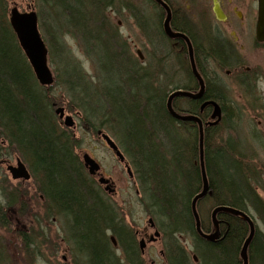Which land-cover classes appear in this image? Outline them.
<instances>
[{
  "label": "trees",
  "instance_id": "16d2710c",
  "mask_svg": "<svg viewBox=\"0 0 264 264\" xmlns=\"http://www.w3.org/2000/svg\"><path fill=\"white\" fill-rule=\"evenodd\" d=\"M49 2L54 15L40 14V27L51 60L57 55L55 61L57 59L61 67V74L55 79L67 92L71 109L75 107L83 113L87 122L100 120V125L108 124L114 131L133 165L142 199L174 249L168 251L169 264H194L178 235L196 239L199 264H242L238 257L241 230H235L224 243L212 244L195 229L191 201L203 186L195 139L199 137L198 127L174 119L160 92L150 85L153 76H146V71L139 67H129L130 59L121 53L124 48L108 19L107 10L113 2L38 0L39 10ZM57 9L62 12L57 14ZM66 34H71L86 53L95 67L97 82L85 75L63 43ZM68 68L75 73L68 76ZM65 78L71 83L67 84ZM103 86L104 97L101 98L97 89ZM53 103L54 96L36 80L11 28L6 6L0 0V139L29 167L43 207H52L51 215L45 213V220L60 216L66 237L74 240L85 263L118 264L109 251L105 229L118 230L125 240L129 236L115 223L111 205L80 163L76 154L78 142L58 124ZM180 125L184 130L180 132L185 134L182 139L178 137L177 126ZM91 127L96 129L92 123ZM116 129H120V134ZM219 145L211 148L205 137L210 184L219 192L215 205L239 206L243 198L256 205L257 198L242 174L244 167L236 160L234 148ZM14 190L0 182V227L8 234L16 232L22 238L33 237L31 233L24 235L14 231L9 225L7 211L17 200ZM225 193L230 196L226 197ZM206 199L199 202L200 207ZM201 221L203 232H207L208 220ZM258 238L255 237L252 244V264H264V240ZM3 254L0 246L1 261L6 262ZM133 261L137 264L135 258ZM21 263L31 264L32 260L24 258Z\"/></svg>",
  "mask_w": 264,
  "mask_h": 264
},
{
  "label": "flooded vegetation",
  "instance_id": "af4514ba",
  "mask_svg": "<svg viewBox=\"0 0 264 264\" xmlns=\"http://www.w3.org/2000/svg\"><path fill=\"white\" fill-rule=\"evenodd\" d=\"M34 1L31 0L32 3L27 4L25 10H28L29 5L35 9ZM111 1L115 6L120 4L126 9L143 7L140 12L137 9V14L129 13L130 16L126 14V18H135L137 21L141 18L143 20L142 49H139L135 44L132 33H129L128 39L130 44H134L133 49H135L132 50L129 43L124 41L125 45H123L124 49L121 53L131 60L128 64L134 62L140 69L148 71L146 76H153L150 85L154 91L160 92V96L165 102H168L173 94L178 93L172 100L174 111L184 117L195 116L200 119L204 128V139L207 137L211 148L216 147L217 143L221 147L228 144L229 147L234 148L236 160L244 167L242 174L253 195L259 200L256 177L260 175L257 167L261 161L256 148L261 147V142L264 144V31L263 33L258 31L259 0ZM13 3L18 7L16 2ZM121 11L123 9H112L115 14ZM125 11L127 13V10ZM118 32L116 31V34H119ZM45 88L49 91L51 87ZM215 104L219 106L220 116L213 118ZM53 106L56 107L57 104L53 103ZM54 113L56 112L54 111ZM64 115L70 116L74 120V116L65 109ZM236 118L239 119L238 123L235 121ZM176 120L183 123H194L199 131L197 122ZM62 121L63 119L58 117L59 125ZM245 122L249 125L246 132L244 127H241ZM236 127L245 132L247 136H244L243 139L238 138ZM61 128L64 127L61 126ZM99 132L100 130L97 131V133ZM195 139L197 140L196 136ZM246 147L248 150L244 152L243 149ZM122 154L124 161L117 159L124 165L126 171L127 166L131 168L133 176L132 178L129 176V179L134 187L135 197L140 205H144L133 165L124 152ZM207 176L210 189L205 197L212 200V208L209 210V219H207L208 231L204 232L212 236V239L207 241L212 244L224 243L235 233V230H241L239 251H237L243 264L241 252L250 236V222L252 221L254 235L247 250L248 264H252L253 241L258 236L264 240L259 229L258 219L256 217L254 219L251 215L250 206L245 198L242 199L239 206H234L233 203L215 205V197L219 195V192L211 186L208 171ZM89 177L93 181L96 180L100 193L105 200L108 199L110 201H107L111 203L113 197L117 195L114 181L104 176L102 168L100 174H89ZM102 178L108 182L101 183ZM109 190H112L113 193L109 194ZM109 195L113 197H109ZM225 196L229 197L230 195L225 193ZM249 204L253 206L252 202ZM222 206L244 214L249 221L242 215L230 212H219L214 217V210ZM260 208L264 211V206ZM112 210L114 212L113 207ZM198 210L200 212L199 206ZM52 211V207H45L43 212L50 214ZM52 217L50 216V218ZM52 222H55V218ZM30 225L35 228L45 225L47 230L43 234L51 235L53 233L52 225L48 222ZM108 230L111 236L107 237L104 232L105 240L118 264H134V258L137 264H148L149 262L156 264V255L160 256V261L164 264L170 263L168 251L174 249L170 247V242L164 238L163 231L157 221L154 224L147 223L142 228L133 227L128 230L122 227V230L129 236L126 240L121 238L118 230ZM28 241L29 239L20 238L13 245L14 248L11 246L12 251H15L16 254L22 252L23 243L26 244L24 256L27 254V257L25 259L39 260L43 258L42 254L44 253L47 260H51L53 263L57 262L60 257L57 246H63L66 242L76 260H81L82 257L71 238H62L58 244H52L53 241L47 236L42 241L43 246L40 247L28 243ZM179 241H181L180 237ZM191 241V244L196 248V239L193 237ZM157 245H160V248H157ZM151 248L153 252L148 254V250ZM61 259L67 263L68 255H62ZM150 259L151 261H149ZM193 262L195 263L194 260Z\"/></svg>",
  "mask_w": 264,
  "mask_h": 264
},
{
  "label": "rangeland",
  "instance_id": "374dc122",
  "mask_svg": "<svg viewBox=\"0 0 264 264\" xmlns=\"http://www.w3.org/2000/svg\"><path fill=\"white\" fill-rule=\"evenodd\" d=\"M2 1L4 2L6 6L8 20H9V14L14 7L13 2H16L18 4L19 10L21 12H24L27 4L32 3L31 0H2ZM33 3L35 4V10L37 11L38 16H39V22L41 21L40 14H44V17H47V15L49 14H51L52 16L54 15V13L51 11L53 7L52 3L49 2V5L47 6L42 5L40 10L38 7V0H35ZM112 9L114 10L123 9V11H121L118 14H115L112 12ZM137 9L140 12V9L143 10V7L138 6V8L136 7L134 9L132 8L126 9L125 6H121L120 4H118L116 6L112 5L111 8L107 10V14L109 16L108 19L111 21L113 29L117 32L119 31L118 32L119 34H116L119 43H122V46L125 45L126 41L129 43L128 35L129 33H132V38H135V42H136L135 44L138 45L139 49L140 48L142 49L141 45L143 41V37H142L143 20L141 18L138 21L135 18H126V14L127 16H130L129 13L137 14ZM125 10H127V13ZM61 12L62 10L57 9V14ZM40 31L44 37V31L42 30V27H40ZM62 41L65 45L69 47L71 53L75 56V59L79 62L81 70L85 73V75L88 78L93 79V81L95 80L97 82V78L95 77L96 76L95 67L92 65V63H90L88 57L86 56V53L83 51V49L79 47V43L75 40V38L71 34H66ZM139 42H140V45H139ZM129 46L132 48V50L135 49V48L133 49L134 44L132 45L129 43ZM50 50H52L53 52V49L50 48ZM55 57H57V55H55ZM55 57H54V61H52L50 58V54H49L48 63L53 73V76L57 79V75L61 74L60 73L61 67H60L58 60L56 59L55 61ZM65 67H68L67 63H65ZM70 73H75V71H72L70 68H68L67 75L69 76ZM56 81H57V84L54 83L53 86H51L49 90V94L51 96H54L55 103L57 104V106L54 107L55 112L58 109L63 108L68 113H71L74 116V124L76 126L74 129H69L67 126H65L64 120L61 122L60 125L64 127L65 129H67L69 132H71L74 136L73 139H75L76 142H78L76 143V145L78 146L76 150V154L78 156V159L80 160V163H83L84 165L83 155L85 153H88L99 165H101L104 176L111 179L116 184L117 195L115 197L109 195V197H113V200L111 201V203L110 202L109 203L111 205L112 204L114 205V206L112 205V207L114 209L115 223L123 227L124 229L127 228L128 230L129 228L132 229L133 227L142 228L147 223L154 224V222L156 221H155V218L151 215V211L149 210L148 205H146L145 202H143L144 205H140L138 203V200L135 197L134 187L129 179V175L127 174L126 168L124 167L122 163L119 162V160L114 155V153L111 151V149L106 145V143L103 140V137L97 133V131L100 130V131H103V133L110 135L112 139H114L115 142L119 145L122 152H124L123 147L121 146L120 142L116 138V135H114V131L107 126L108 124L105 126L100 125L99 124L100 120L91 119V122L89 121L87 122L83 113L79 112L75 107L71 109L70 107L71 102L68 99L67 92H65L63 86H61L62 84L60 83L59 85L58 80ZM65 81L67 82V84L71 83V81L67 78H65ZM102 81H103V78H102ZM236 109L238 110L239 108L237 107ZM55 116L57 117V121H58L59 115L56 114ZM235 121L238 123L239 119L236 118ZM59 123L60 122H58V124ZM91 123L94 124L96 129H93L91 127ZM241 127L242 128L244 127V130L246 132L247 131L246 128H248L249 125L248 123L245 122L243 123V126ZM236 129L238 132L237 133L238 138L243 139L245 138L244 136H247V134H245V132H242L240 128L236 127ZM115 132L120 134V129H116ZM260 144H261V147L256 148V150L258 151L260 155V161H261L260 163L261 165L259 164L257 167L258 171L260 172V175L256 177L258 181V183L256 184L257 185L256 189L258 191L257 196L259 200H257L256 205L252 204L253 206H251L249 203L248 205L250 206L249 209L252 212L251 215L254 217V219L255 217L258 219L257 221L259 224V229L264 237V211H262L260 208L261 206H264V144H262V142ZM243 150L244 152L245 151L247 152L248 149L246 147ZM0 155H1L0 156V182H5L7 183L8 187L11 186L13 189H16L14 190V193L16 194L17 200L7 211L8 218L10 221L9 225L14 228V231L17 230L18 233H24V235H29L31 233L33 237H29L26 239H29L28 243L30 244L33 243L34 246H38V247L43 246L42 241L47 236L48 238H50V240L53 241L52 244L54 243L58 244V242H60L62 238L64 239L66 238V235L63 229V221L61 220L60 216L54 217L55 222H52L53 219L52 220L50 219L49 221L45 220V212H43L45 207H43L41 203L43 202V200L39 199V194L37 192V186L34 180H32V174H31L29 167L27 166L26 163L23 162L20 155L16 154V152H14L12 149H10L7 146V143H5V141L2 138L0 139ZM18 159L21 160V162L26 166L29 174L31 175V179L28 180L27 182L23 179L22 180L12 179V175L7 169L8 166H16ZM86 169H87V174L89 176L90 171L88 168ZM94 182L98 186L96 180H94ZM108 192L109 194L113 193L110 191ZM141 195L143 197L142 190H141ZM0 201H1V197H0ZM198 205L199 204H197V207ZM211 205H212L211 198H207L202 203V207L199 206L200 212L197 209L198 214L202 219H209L208 213H209V210H211L212 208ZM40 222L50 223L53 228V231H52L53 233L51 235L43 234V232L45 233V231L47 230L45 225H43L42 227H37V228L32 227V225H30L32 223H40ZM251 224L253 225L252 221H251ZM105 234L107 237L110 238L111 234L108 229H105ZM179 237H180V240H181L180 242L182 246L186 249L188 257L192 259L194 254L197 255V252H196L197 248H195L194 245L191 244L192 242L191 238L178 235V239ZM20 238L22 237H19L16 234V232L12 234L11 233L8 234L0 227V246L4 253L3 255H5L4 259H6V262L5 261L2 262L1 257H0V264L1 263L2 264H22L21 260H24V258L27 257V254L24 256V253H25L24 246H22V252H20L19 254H16L15 251H12V248L15 247L13 245H15L17 243V240H19ZM24 238L25 237H23V239ZM11 246L13 247L11 248ZM156 247L160 248V245H157ZM57 248L59 249L58 252L60 255V257H58L57 262L54 261L52 263L51 260H47V258L45 257V254L43 253L42 259H39L36 261L35 259H32L31 264H86L85 263L86 259L84 257H81V260L75 259L76 257H74V254L72 253L71 248L66 242H64L63 246L60 245V246H57ZM152 248L148 250V254L149 252L150 253L153 252ZM7 255H9L10 257L7 258ZM62 255H68L67 263H64L63 260L61 259ZM75 255L77 256V253H75ZM118 255L120 257V254ZM38 257H41V256H38ZM155 258H156V264H164L163 262L160 261L159 255H156ZM197 259H198L197 264H199L200 263L199 257ZM149 261H151V259ZM148 264H150V262Z\"/></svg>",
  "mask_w": 264,
  "mask_h": 264
},
{
  "label": "water",
  "instance_id": "95a60500",
  "mask_svg": "<svg viewBox=\"0 0 264 264\" xmlns=\"http://www.w3.org/2000/svg\"><path fill=\"white\" fill-rule=\"evenodd\" d=\"M28 10L24 13H21L17 7H14L10 12V24L11 27L17 37V40L19 42V45L24 52L26 58L28 59V62L32 68V70L35 73V76L38 80V82L44 86H50L54 82V77L49 69L48 66V50L47 47L42 39L41 33L38 28V16L34 10V8H31V6H28ZM218 16L220 17L219 13ZM258 31L259 33H263L264 31V0H259V25H258ZM260 36V35H259ZM195 69V68H194ZM178 93L173 94L169 101L167 108L170 112V114L175 119H180L184 121H194L197 122L199 125V133H200V165H201V171H202V178H203V189L202 192L197 194L195 198L192 201V213L195 219L196 228L198 232L203 235L204 238L211 240L212 236L210 235H204L201 230V221L200 217L197 211V203L200 199L204 198L210 189L209 181L207 178V171L205 168V161H204V154H203V138H204V128L202 125V122L200 119L194 116H188L184 117L179 115L177 112L174 111L172 107V100L175 96H177ZM180 94V93H179ZM216 105V104H215ZM219 106H215V114L213 115V118L216 116H220L219 113ZM56 114L59 115L60 119H64V124L68 128L74 127V121L73 118L70 116L64 117V109L60 108L56 111ZM99 134L103 137L107 145L113 150L115 155L121 160L124 161V156L118 149L117 145L106 135L99 132ZM84 163L85 166L89 169L90 174L94 175L97 172L100 171V165L89 155L84 156ZM8 171L12 175V179L14 180H25L28 181L31 178V175L29 174L26 166L21 162V160L17 161L16 166H8ZM127 172L132 177L131 169L128 167ZM101 183H107L108 181L104 178L101 179ZM112 192V190H109ZM219 212H230L232 214L236 215H242L245 217L246 220L249 221L247 216L244 214H241L237 211H234L227 207H219L214 210L213 216L215 217L217 213ZM251 223V222H250ZM157 235L159 233H156ZM254 235V227L251 224V233L248 239L246 240L241 256L243 259V264H248V256H247V250L248 246L253 238ZM194 260L197 262L198 259L195 256Z\"/></svg>",
  "mask_w": 264,
  "mask_h": 264
},
{
  "label": "bare ground",
  "instance_id": "6f19581e",
  "mask_svg": "<svg viewBox=\"0 0 264 264\" xmlns=\"http://www.w3.org/2000/svg\"><path fill=\"white\" fill-rule=\"evenodd\" d=\"M9 20H10V16H9ZM71 33H75L73 30H71ZM131 61V60H130ZM129 65V67L130 68H132L133 66H136V67H138L134 62H131V64H128ZM148 71H146V73H147ZM100 89V90H99ZM104 86L103 87H100V88H98L97 90V92H98V95L99 96H101V98L102 97H104ZM165 105H166V107H167V105H168V102H165ZM167 110H168V108H167ZM169 111V110H168ZM170 113V112H169ZM172 116V115H171ZM173 117V116H172ZM195 117V116H194ZM175 119V118H174ZM177 129H179V133H178V137H179V139H182V138H185V134H183L182 133V131L180 132V130H183V128H182V126L180 125V126H177ZM184 131V130H183ZM205 135V134H204ZM189 141H192V139L191 140H189ZM196 142L198 143V146H199V161H200V155H201V151H200V133H199V137H198V139L196 140ZM203 154H204V158H205V139L203 138ZM205 168H206V166H205ZM206 171H207V168H206ZM202 192V189H201V191L199 192V193H201ZM198 193V194H199ZM195 198V196L193 197V199ZM193 199H192V201H193ZM192 201H191V206H192ZM201 201V199L198 201V203ZM197 203V204H198ZM192 210V209H191ZM192 215H193V213H192ZM194 217V216H193ZM200 217V216H199ZM201 217H200V221H201ZM194 221H195V219H194ZM201 224H202V221H201ZM195 229H196V231L198 232V230H197V228H196V223H195ZM201 230H202V228H201ZM202 233L204 234V235H206L204 232H203V230H202ZM198 234L203 238V239H205V240H209V239H206V238H204L203 237V235H201L199 232H198ZM197 257V255H195L194 254V256L192 257L193 259L192 260H194V257ZM198 258V257H197ZM195 261V260H194ZM195 263H197L196 261H195ZM194 263V264H195Z\"/></svg>",
  "mask_w": 264,
  "mask_h": 264
}]
</instances>
